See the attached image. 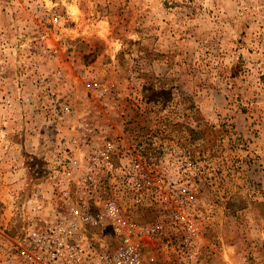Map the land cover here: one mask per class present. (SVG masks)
Returning <instances> with one entry per match:
<instances>
[{
	"label": "rangeland",
	"instance_id": "374dc122",
	"mask_svg": "<svg viewBox=\"0 0 264 264\" xmlns=\"http://www.w3.org/2000/svg\"><path fill=\"white\" fill-rule=\"evenodd\" d=\"M77 117L188 153L212 264H264V0H0V253Z\"/></svg>",
	"mask_w": 264,
	"mask_h": 264
},
{
	"label": "built area",
	"instance_id": "2783aa9c",
	"mask_svg": "<svg viewBox=\"0 0 264 264\" xmlns=\"http://www.w3.org/2000/svg\"><path fill=\"white\" fill-rule=\"evenodd\" d=\"M87 88L107 91L97 79ZM59 112L75 117L66 105ZM69 125L57 168L33 186L0 264H212L204 233L214 208L188 153L164 139L110 135L82 117Z\"/></svg>",
	"mask_w": 264,
	"mask_h": 264
}]
</instances>
